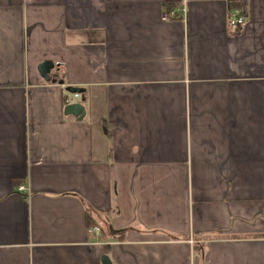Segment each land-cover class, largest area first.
I'll return each mask as SVG.
<instances>
[{
	"label": "crops",
	"instance_id": "1",
	"mask_svg": "<svg viewBox=\"0 0 264 264\" xmlns=\"http://www.w3.org/2000/svg\"><path fill=\"white\" fill-rule=\"evenodd\" d=\"M103 255L264 264V0H0V264Z\"/></svg>",
	"mask_w": 264,
	"mask_h": 264
},
{
	"label": "water",
	"instance_id": "2",
	"mask_svg": "<svg viewBox=\"0 0 264 264\" xmlns=\"http://www.w3.org/2000/svg\"><path fill=\"white\" fill-rule=\"evenodd\" d=\"M57 65L58 64H56L55 62L51 60H46L40 64L39 71L42 77L46 81H53V82H58L60 84H64V79H58L56 77H52V71ZM66 89L73 93H80L81 102H76V103L65 105L64 113L66 115H73L77 117L78 119H84L87 114V109H86V106L84 105V101L86 100V96H85L86 88L79 87V86H73V85H67ZM102 262L103 264H114L112 259L108 255H103Z\"/></svg>",
	"mask_w": 264,
	"mask_h": 264
},
{
	"label": "built area",
	"instance_id": "3",
	"mask_svg": "<svg viewBox=\"0 0 264 264\" xmlns=\"http://www.w3.org/2000/svg\"><path fill=\"white\" fill-rule=\"evenodd\" d=\"M186 5H187V2L185 1L182 6H177V5L171 6L170 9L166 10L162 14V20L169 21V20L177 19L178 17H180V14H178L179 12H182L183 15H185L186 10H187ZM229 24L233 28H239V27L246 25V18L244 14H242L240 9H234L231 11L230 18H229ZM76 102H81V94L70 92L66 89V86H65L64 104L68 105V104H72ZM19 189L25 190L26 187L23 184H21L19 185ZM93 231L99 233L100 231L99 226H94ZM189 242L193 245L195 244L196 241L191 238Z\"/></svg>",
	"mask_w": 264,
	"mask_h": 264
},
{
	"label": "trees",
	"instance_id": "4",
	"mask_svg": "<svg viewBox=\"0 0 264 264\" xmlns=\"http://www.w3.org/2000/svg\"><path fill=\"white\" fill-rule=\"evenodd\" d=\"M97 219H98V220L96 221L95 224L93 223V224L90 225V227H91V228H90V231H91L92 233L95 232V231H93V227H94V226H99L100 231H99L98 235L102 236L103 233H102V229H101V228H102V225L104 224V221H103L102 219H100L99 217H97ZM121 231H122V230H116V232H121ZM96 233H97V232H96Z\"/></svg>",
	"mask_w": 264,
	"mask_h": 264
}]
</instances>
